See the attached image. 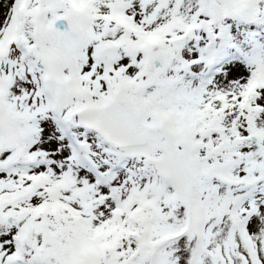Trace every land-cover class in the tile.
I'll use <instances>...</instances> for the list:
<instances>
[{"label": "snow or ice", "instance_id": "6c2138e0", "mask_svg": "<svg viewBox=\"0 0 264 264\" xmlns=\"http://www.w3.org/2000/svg\"><path fill=\"white\" fill-rule=\"evenodd\" d=\"M0 264H264V0H0Z\"/></svg>", "mask_w": 264, "mask_h": 264}]
</instances>
